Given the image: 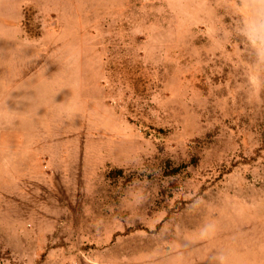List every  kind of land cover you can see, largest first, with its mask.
<instances>
[{"label":"rangeland","instance_id":"1","mask_svg":"<svg viewBox=\"0 0 264 264\" xmlns=\"http://www.w3.org/2000/svg\"><path fill=\"white\" fill-rule=\"evenodd\" d=\"M8 43L66 82L0 264H264V0H0Z\"/></svg>","mask_w":264,"mask_h":264},{"label":"crops","instance_id":"2","mask_svg":"<svg viewBox=\"0 0 264 264\" xmlns=\"http://www.w3.org/2000/svg\"><path fill=\"white\" fill-rule=\"evenodd\" d=\"M15 31L9 30L12 41L18 40ZM31 47L28 43L0 46V203L1 196L26 189L23 179L32 183L47 175L45 165L37 168L38 163L45 164L47 155H38L35 148L50 144L48 123L55 107L62 110V101H54L53 96L61 93L59 84L66 77L40 74L44 67L37 69Z\"/></svg>","mask_w":264,"mask_h":264}]
</instances>
